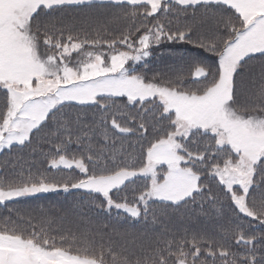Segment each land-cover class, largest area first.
I'll list each match as a JSON object with an SVG mask.
<instances>
[{"label":"snow or ice","instance_id":"snow-or-ice-1","mask_svg":"<svg viewBox=\"0 0 264 264\" xmlns=\"http://www.w3.org/2000/svg\"><path fill=\"white\" fill-rule=\"evenodd\" d=\"M0 264H264V0H0Z\"/></svg>","mask_w":264,"mask_h":264},{"label":"trees","instance_id":"trees-1","mask_svg":"<svg viewBox=\"0 0 264 264\" xmlns=\"http://www.w3.org/2000/svg\"><path fill=\"white\" fill-rule=\"evenodd\" d=\"M162 50H164V48L163 49H161V50H158L157 52H156V54L157 53H159V52H161ZM179 55H180V53H177V54H175V55H172V56H170L169 55V59L173 62V63H175V64H177V66H179L180 65V60H179ZM159 64H161L162 65V62H159ZM168 66H171L169 63H168ZM155 69H157L156 67H155ZM158 70V69H157ZM63 195L64 196H68V195H65L64 193H63ZM72 199V197H67V200L68 201H70ZM66 202V197H59V198H57V197H54V196H50V194H46V195H44V197L42 198V199H40L39 201H32L30 204H29V206H33V207H35L36 206V204H42V205H52V206H59L60 204H63V203H65ZM20 207H22V208H25V207H27V205H20Z\"/></svg>","mask_w":264,"mask_h":264},{"label":"rangeland","instance_id":"rangeland-1","mask_svg":"<svg viewBox=\"0 0 264 264\" xmlns=\"http://www.w3.org/2000/svg\"><path fill=\"white\" fill-rule=\"evenodd\" d=\"M163 49V48H162ZM161 50V49H160ZM159 62H162V65L159 64ZM168 63L171 65V66H168ZM152 66L153 67H156L158 70H164V71H167L169 67H172V66H177V64L173 63L170 59H169V54H168V51L166 49H164L163 51L157 53L155 55V59L153 60V63H152ZM50 196H54V197H69V196H64L63 193H60V194H56V193H49ZM67 195V194H65ZM27 207H33V206H29V204H27Z\"/></svg>","mask_w":264,"mask_h":264}]
</instances>
